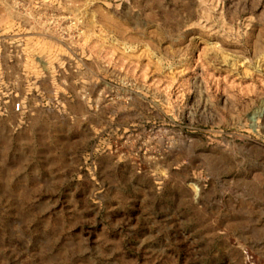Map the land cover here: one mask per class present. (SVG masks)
Masks as SVG:
<instances>
[{"label":"rangeland","instance_id":"374dc122","mask_svg":"<svg viewBox=\"0 0 264 264\" xmlns=\"http://www.w3.org/2000/svg\"><path fill=\"white\" fill-rule=\"evenodd\" d=\"M264 0H0V264H264Z\"/></svg>","mask_w":264,"mask_h":264},{"label":"bare ground","instance_id":"6f19581e","mask_svg":"<svg viewBox=\"0 0 264 264\" xmlns=\"http://www.w3.org/2000/svg\"><path fill=\"white\" fill-rule=\"evenodd\" d=\"M261 109H264V104L262 105Z\"/></svg>","mask_w":264,"mask_h":264}]
</instances>
